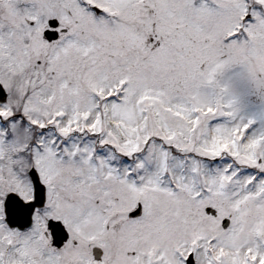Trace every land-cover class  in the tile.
Returning <instances> with one entry per match:
<instances>
[{
	"label": "snow or ice",
	"instance_id": "snow-or-ice-1",
	"mask_svg": "<svg viewBox=\"0 0 264 264\" xmlns=\"http://www.w3.org/2000/svg\"><path fill=\"white\" fill-rule=\"evenodd\" d=\"M234 66L264 0H0V264H264Z\"/></svg>",
	"mask_w": 264,
	"mask_h": 264
},
{
	"label": "rangeland",
	"instance_id": "rangeland-1",
	"mask_svg": "<svg viewBox=\"0 0 264 264\" xmlns=\"http://www.w3.org/2000/svg\"><path fill=\"white\" fill-rule=\"evenodd\" d=\"M224 79L230 82L233 89L239 94L244 113L259 118L264 114V97L252 87L246 76L242 73L240 66L227 69ZM259 122V120H258Z\"/></svg>",
	"mask_w": 264,
	"mask_h": 264
}]
</instances>
